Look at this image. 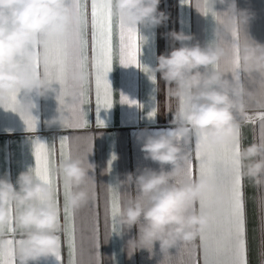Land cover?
I'll list each match as a JSON object with an SVG mask.
<instances>
[{
  "label": "clouds",
  "instance_id": "9594fccd",
  "mask_svg": "<svg viewBox=\"0 0 264 264\" xmlns=\"http://www.w3.org/2000/svg\"><path fill=\"white\" fill-rule=\"evenodd\" d=\"M160 3L161 0H112L113 14L122 16L130 27L157 28L169 19L159 9ZM204 3L205 0L202 6ZM217 4L225 5L226 10L218 12ZM206 5L217 14L215 39L204 46L198 41L192 43L195 37L183 31L166 33L172 42L171 51L161 54L152 69L167 86L166 99L174 106V110L169 108L171 124L178 135L143 136L144 159L159 168L137 169L118 181L124 192L117 218L120 227L115 234L123 239L136 229L125 244L129 259L138 252H147L150 260L159 256L156 264H187V258L178 254L179 249L211 227L213 212L201 211L199 205L202 198L216 191V185L209 176L194 180L185 177L189 157L181 140L191 144L200 135L213 145L226 143L241 137V110L264 111V43L247 32L255 14L240 9L237 0H206ZM75 19L78 18L68 0H0V106L8 100L9 93L23 91L20 106L32 113L37 106L33 94L47 98L55 92L51 81L18 57L32 56L33 45L43 48L51 41L70 37ZM234 32L239 35L238 75L232 71ZM215 65L220 68L214 69ZM72 78L80 82L87 79V74L77 72ZM90 154L84 151L71 155L57 161L52 169L70 188L67 206L73 212L92 198L96 165L89 162ZM239 160L242 177L264 188L261 133L251 144L244 145L240 139ZM223 201V194H217L212 203L222 205ZM61 216L56 191L33 169L21 172L15 182L7 174L0 177V243L7 240V228L14 226L23 241L15 247L17 264H40L61 250ZM112 235L110 231L105 244Z\"/></svg>",
  "mask_w": 264,
  "mask_h": 264
},
{
  "label": "crops",
  "instance_id": "0c3cea01",
  "mask_svg": "<svg viewBox=\"0 0 264 264\" xmlns=\"http://www.w3.org/2000/svg\"><path fill=\"white\" fill-rule=\"evenodd\" d=\"M88 3V39L89 58L93 55L91 50V0ZM203 0H161L159 9L168 14L169 19L165 25L151 28L138 25L140 35L145 37L141 49L140 62L151 69L158 65V57L171 51L172 42L166 35L173 30L193 35L194 41L206 46L212 42L215 29V18L205 15L200 11ZM240 9H249L255 15L250 21L247 32L258 42L264 43V0H237ZM218 12L225 11V5H216ZM114 45L118 46V34L114 33ZM178 47L179 44L177 43ZM39 50V48H38ZM91 104L87 106L89 124L85 128H64L59 121L60 104L56 98L57 92H52L47 98H38L32 95L36 107L32 114L37 118L35 132L27 130L19 113L0 106V177L6 174L15 182L19 174L35 168L34 139L39 138L49 145L57 147L56 162L59 161V141L62 136L69 137L72 155L90 151L89 162L95 168V199L75 212L76 228V261L77 264H97L94 256L99 253V264H156L157 256L148 259L147 252H138L132 259L128 258L125 249L126 240L136 234V229L121 239L113 233L108 243H104L106 236L112 232L111 220V188L117 187L121 199L124 189L118 181L125 179L129 172H136L144 167L159 168V165L144 159L141 151L143 136L175 131L171 124L172 113L169 111L174 106L166 99L167 86L160 79V74L155 73V82L142 69L132 66H123L114 60L112 71L108 79L113 89L114 104L111 109H101L99 114L95 105L94 69H92ZM57 91L58 83H53ZM121 95L127 96L135 104L121 103ZM25 93L18 95L23 100ZM156 110L155 117L149 113ZM166 111H169L165 114ZM261 110L249 109L246 115L254 119ZM97 115L104 121L105 126L97 124ZM243 121L241 141L244 145L251 144L259 138L260 122ZM80 137V139H77ZM192 161L194 170H198V161L195 159V139L192 143ZM116 159L113 160L112 157ZM111 171H109V162ZM171 169V166H168ZM93 173L90 172V175ZM243 193L246 214V259L247 264H264V188L253 186L251 181L242 177ZM93 192V188L91 189ZM58 200L62 209L61 256L63 264L68 262L67 235L64 231V196L63 183L58 178ZM95 227V232L93 228ZM120 226L118 225V228ZM19 240L21 237L16 232L7 235L6 239ZM95 243L99 247H95ZM195 245L200 264L202 261V247L199 237L189 245ZM159 245L157 244V250ZM175 251V250H173ZM115 257V259H113ZM40 264H61L52 254L42 260Z\"/></svg>",
  "mask_w": 264,
  "mask_h": 264
},
{
  "label": "snow or ice",
  "instance_id": "6c2138e0",
  "mask_svg": "<svg viewBox=\"0 0 264 264\" xmlns=\"http://www.w3.org/2000/svg\"><path fill=\"white\" fill-rule=\"evenodd\" d=\"M191 3V0H186ZM74 16L72 35L63 40H54L47 43L43 48L33 45L32 56H20L21 63H29L38 73L52 83L60 85L57 92V100L60 104L59 121L64 128H85L89 124L87 106L91 104V82L92 69H94L95 81V105L97 114L101 109H111L114 104L113 89L108 79L112 71L114 60L123 66H132L142 69L155 82L156 76L151 68L140 62V53L145 43V37L140 35L139 29L127 26L123 17H116L113 14L112 0H91V64L89 58L88 39V3L87 0H68ZM205 15L211 14L216 18V13L206 5L200 8ZM114 33L118 34V46L114 45ZM47 39V38H45ZM39 48V50H38ZM232 48L234 60L232 71L239 74V35L233 33ZM218 70L220 65L213 66ZM77 72L87 74V79L76 82L73 76ZM18 92L9 93L8 100L3 107L19 115L27 125V130L35 132L37 129V118L20 106ZM121 103L135 104L127 96L121 95ZM156 110L149 113L155 117ZM240 119L248 122H260V133L264 137V111H260L255 119L246 115L241 110L238 113ZM97 124L104 127L105 123L97 115ZM169 135L177 136L176 131ZM80 139V137H77ZM181 143L189 159L185 163V177L195 179L197 176H209L216 185V191L200 201V210H211L214 219L211 227L205 229L199 236L202 247L203 264H247L246 259V214L245 201L242 184L241 165L239 160L240 137L226 143L213 145L208 142L206 136L198 135L195 139V159L198 161V170H194L192 161V146ZM57 147L49 145L39 138L34 139L35 168L33 169L38 178L53 186L58 200V177L52 169L56 163ZM70 143L68 136H62L59 141V160L71 157ZM116 159L115 156L112 157ZM111 161L109 171H111ZM92 199H95V184L92 186ZM70 192L68 185L63 184L64 196V231L67 235L68 262L77 264L76 261V228L75 212L67 206V196ZM217 194H223L222 205L213 204V198ZM120 210V197L117 187L111 188V220L112 232L119 231L117 218ZM95 232V227L93 228ZM14 226L7 228V235L14 234ZM22 240L7 239L0 243V264H17L15 247L22 243ZM95 247H99L95 243ZM182 258H187V264H200L195 251V245H183L178 253ZM57 260L63 264L61 250L54 253ZM94 256L99 264V253Z\"/></svg>",
  "mask_w": 264,
  "mask_h": 264
}]
</instances>
